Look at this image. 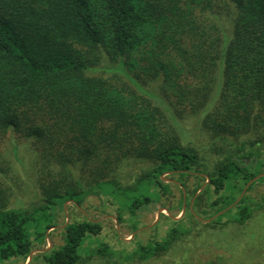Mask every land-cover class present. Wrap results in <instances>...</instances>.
I'll use <instances>...</instances> for the list:
<instances>
[{"label":"trees","instance_id":"16d2710c","mask_svg":"<svg viewBox=\"0 0 264 264\" xmlns=\"http://www.w3.org/2000/svg\"><path fill=\"white\" fill-rule=\"evenodd\" d=\"M106 59L131 84L88 75ZM137 80L159 82L170 94L174 121L205 113L203 127L225 143L212 170L182 142L171 116L134 88ZM10 132L35 155L39 196L10 208V167L0 165V261L28 259L53 228L56 206H82L96 195L117 204L123 220V211L150 210L157 193L171 192L165 177L182 187L187 176L207 178L205 196L212 189L217 198L211 213L196 215L213 218L264 173V0H0V146ZM128 161L149 167L123 183ZM253 212L244 195L208 225L226 216L244 225ZM187 214L200 223L189 207ZM182 222L125 255L97 239L100 222L75 220L62 245L31 262L80 264L81 248L86 257L147 261L190 233ZM87 241L97 246L85 249ZM204 264L241 263L218 257Z\"/></svg>","mask_w":264,"mask_h":264},{"label":"rangeland","instance_id":"374dc122","mask_svg":"<svg viewBox=\"0 0 264 264\" xmlns=\"http://www.w3.org/2000/svg\"><path fill=\"white\" fill-rule=\"evenodd\" d=\"M116 70L117 64L106 59L101 62L96 71H90L88 75L107 79L118 76L131 84L125 76L117 73ZM132 85L140 93L152 98L155 104L170 115L174 121L175 108L172 104V97L161 89L159 82L148 84L137 80ZM204 114L199 113L193 117L185 115L181 119H176L174 124L182 142L187 146L194 147L200 154L203 164L208 170H212L216 161L225 154L218 152L225 143L214 140L203 127ZM226 146L225 152L228 148L233 151L235 149ZM35 161L36 158L29 143L18 139L13 132H10L0 146V165L10 167L9 177L11 180L8 183L4 182L12 189L10 208L29 207L37 200L39 189ZM148 167L149 165L145 163L128 161L119 171L120 178L123 183H130L137 174ZM164 180L171 184L169 194L157 193L159 201L150 210L136 214L123 211V220L118 219L117 209L119 206L117 204H114L111 199L96 195H89L85 203L79 207L72 203H66L62 208L56 206L53 210L54 215L50 216L53 228L49 230L48 236L43 242L34 243L33 257L41 253L39 250H51L62 245L65 227L75 220H99L102 230L97 239L126 255L134 252L138 243L146 244L152 240H160L171 228L175 227L173 221L183 219V226L190 229V233L178 240L166 254L147 261H130L126 257L108 260L99 256L86 257V252H83L81 248L85 257L80 264H204L218 257L227 263L264 264V181L255 183L244 194L254 204L253 215L244 225L233 223L229 216H226L220 224L209 226L210 222H206L205 219L196 215V212H201L203 216H206L205 212L209 214L213 211L209 203L216 199L217 195L213 193L212 189H210L209 197L204 193L209 185V180L207 178L197 179L193 175L187 176L183 179L185 187H182L177 177H165ZM199 184L200 188L192 195ZM246 186L247 184L244 185V189ZM184 192L183 205L185 204L186 209L183 212V206L180 207L179 204ZM199 197L202 199L201 204L195 206L194 210V204ZM188 207L194 212L200 223L190 222L191 218L187 214ZM160 209H162V213L158 219ZM96 246V241L92 243L87 241L85 249ZM31 261L29 258L25 260L20 257L0 261V264H46L43 259L34 263Z\"/></svg>","mask_w":264,"mask_h":264},{"label":"water","instance_id":"95a60500","mask_svg":"<svg viewBox=\"0 0 264 264\" xmlns=\"http://www.w3.org/2000/svg\"><path fill=\"white\" fill-rule=\"evenodd\" d=\"M263 176H264V173H263L262 175L256 176L254 179H252V180L247 184V186L245 187V189H244L243 192L241 193L240 197L236 200V202H235L231 207H233L235 204H237V203L240 201V199L244 196L246 190L248 189V187H249V185H250L251 183H253L254 181H256L257 179H259V178H261V177H263ZM184 195H185V192H184ZM77 206L79 207V205H77ZM231 207H229V208H227V209H225V210L219 212V213H218L217 215H215L213 218H211V219H209V220H206V222H211L212 220H214L215 218H217L219 215H221V214H223L224 212H226L227 210H229ZM185 209H186V206H185V204H184V205H183V212L185 211ZM161 213H162V209H160L159 212H158V219L160 218ZM94 221H95V222H99V220H94ZM39 251L44 252V251H47V249H45V250H39ZM33 255H34V251H33V252L30 254V256H29V260H30V261L32 260Z\"/></svg>","mask_w":264,"mask_h":264}]
</instances>
